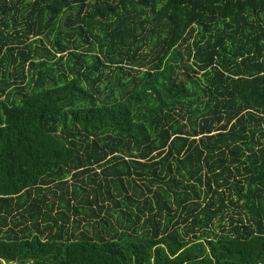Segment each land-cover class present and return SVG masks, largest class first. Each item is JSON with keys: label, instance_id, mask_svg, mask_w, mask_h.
Segmentation results:
<instances>
[{"label": "trees", "instance_id": "obj_1", "mask_svg": "<svg viewBox=\"0 0 264 264\" xmlns=\"http://www.w3.org/2000/svg\"><path fill=\"white\" fill-rule=\"evenodd\" d=\"M0 264H264V0H0Z\"/></svg>", "mask_w": 264, "mask_h": 264}, {"label": "water", "instance_id": "obj_2", "mask_svg": "<svg viewBox=\"0 0 264 264\" xmlns=\"http://www.w3.org/2000/svg\"><path fill=\"white\" fill-rule=\"evenodd\" d=\"M71 12H73L74 13V11L72 10ZM69 13V11H67L64 15H63V17H62V20H61V26H62V28H63V26H64V20H65V17H66V15Z\"/></svg>", "mask_w": 264, "mask_h": 264}]
</instances>
